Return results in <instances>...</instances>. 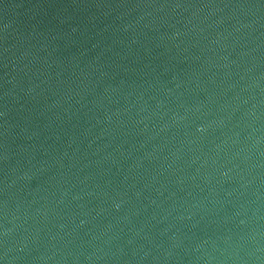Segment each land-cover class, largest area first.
<instances>
[{
    "label": "water",
    "instance_id": "obj_1",
    "mask_svg": "<svg viewBox=\"0 0 264 264\" xmlns=\"http://www.w3.org/2000/svg\"><path fill=\"white\" fill-rule=\"evenodd\" d=\"M0 264H264V0H0Z\"/></svg>",
    "mask_w": 264,
    "mask_h": 264
}]
</instances>
